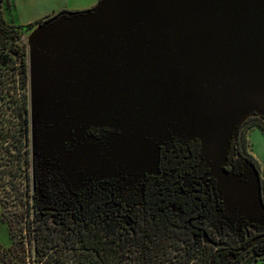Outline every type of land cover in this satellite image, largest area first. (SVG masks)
<instances>
[{
  "label": "water",
  "instance_id": "obj_1",
  "mask_svg": "<svg viewBox=\"0 0 264 264\" xmlns=\"http://www.w3.org/2000/svg\"><path fill=\"white\" fill-rule=\"evenodd\" d=\"M24 44L32 148L107 127L109 159L141 169L169 137L197 141L227 199L264 217L257 175L222 169L239 126L264 124V0H97L36 23Z\"/></svg>",
  "mask_w": 264,
  "mask_h": 264
},
{
  "label": "flooded vegetation",
  "instance_id": "obj_2",
  "mask_svg": "<svg viewBox=\"0 0 264 264\" xmlns=\"http://www.w3.org/2000/svg\"><path fill=\"white\" fill-rule=\"evenodd\" d=\"M22 118V144L14 154L18 166L13 177L22 187L30 221L63 225L79 212L87 214L92 209L114 212L123 227L158 221L186 226L191 238L210 235L205 229L210 226L219 235L238 239L236 245L229 246L236 255L252 251L264 239V217L246 212L227 199L197 141L169 137L157 145L154 165L134 169L109 159L118 134L111 128L71 130L56 151L46 153L42 143L36 149L31 147L27 99ZM241 126L230 142L222 169L246 184L256 174L261 193L258 169L237 152ZM93 160L102 165L100 170L91 167ZM0 177L2 182L9 177L6 166L0 169ZM260 199L263 204L261 194Z\"/></svg>",
  "mask_w": 264,
  "mask_h": 264
},
{
  "label": "trees",
  "instance_id": "obj_3",
  "mask_svg": "<svg viewBox=\"0 0 264 264\" xmlns=\"http://www.w3.org/2000/svg\"><path fill=\"white\" fill-rule=\"evenodd\" d=\"M14 30L17 29L5 23L0 12V65L6 66L10 64L11 59L17 60L18 81L22 86H26V48L17 41ZM7 92L6 89L0 93V98L7 97ZM8 99H11V105H7L8 102L3 100L2 103L5 102L6 107L4 106L0 111V120H3L0 121V148L5 159L10 156L9 148H13L10 156L12 158L20 150L24 121L22 110L26 100L25 97L21 101L15 99L14 95L9 96ZM5 111L10 114H5ZM6 117H9L10 123ZM236 148L243 158L251 161L258 169L256 161L245 152L240 139ZM14 161H16L14 165L16 169L18 166L16 155ZM10 174L13 176V173ZM31 223L33 224L29 226L32 231L37 232L38 239H27L25 244L32 242L33 264H56L58 261H64V264H187L192 259H195V264H237L244 254L236 255L233 253L234 250L229 248V242L225 243L220 239L215 241L214 237L207 233L191 238L186 226L158 221L153 225L142 223L138 227L131 225L123 227L112 211L103 213L91 209L87 214L79 212L73 217L72 222L63 225L41 224L36 220ZM19 245L22 247V242ZM41 248L42 254L45 255H38ZM58 248V257H53ZM48 249H55V252L46 254ZM63 249L66 252L61 255ZM167 249L177 253L165 255ZM252 250L258 255L264 254V239ZM15 260H19L18 264H26L24 256ZM0 264H14V262L11 263L7 258L0 257Z\"/></svg>",
  "mask_w": 264,
  "mask_h": 264
},
{
  "label": "rangeland",
  "instance_id": "obj_4",
  "mask_svg": "<svg viewBox=\"0 0 264 264\" xmlns=\"http://www.w3.org/2000/svg\"><path fill=\"white\" fill-rule=\"evenodd\" d=\"M97 0H1L0 11L2 17L8 24L13 26L17 41L20 44L25 45V38L30 29L38 22L44 20L46 17H50L60 12H73L87 9L94 5ZM90 4L89 7H87ZM32 26V27H31ZM19 57V56H18ZM17 57V58H18ZM16 62L11 59L10 64L3 66L0 65V93H3L7 89L8 96L3 99L0 98V111L4 106L11 105V99L9 96L14 95L15 99L20 101L25 97L27 99V85L22 86L18 81V74L16 72ZM7 98V99H6ZM3 100L5 101L4 103ZM18 100V101H19ZM10 101V104H9ZM19 103V102H18ZM5 114L7 111L4 112ZM9 119V117H6ZM3 121V120H0ZM7 121V120H4ZM10 123V119L8 120ZM264 124L259 117L255 116L248 118L246 122L240 128V141L243 144L246 153L248 151L253 155V159L258 165V175L261 181V197L264 201ZM10 149V156L12 155L13 148ZM4 153L0 148V169H4L3 165L9 168V174L13 173L14 165L16 161L14 158H3ZM5 159L4 162L2 158ZM6 179V175L3 177ZM0 177V257L7 258L11 263L18 264L15 260L17 257L24 256L26 264H33L31 262L34 256L32 242L25 244V240L38 239L37 232L32 231L30 226V213L25 209V201L22 197L17 177H13L11 174L5 182H2ZM33 222V220H32ZM211 237L213 236L215 241L220 239L222 242H229L232 245H236L238 240L230 234L228 237L219 235L218 231L209 227H205ZM22 242L23 246L20 247L19 243ZM50 241L48 242V244ZM214 249V247H213ZM59 248L56 249V254L53 257H58ZM43 249H40L38 255L42 254ZM54 253L55 249H48L46 254ZM62 253L65 254L66 250L63 249ZM176 251L167 249L165 255L168 256L175 254ZM127 253V252H126ZM177 253V252H176ZM195 259L190 260L187 264H195ZM39 264V263H36ZM55 264V263H53ZM56 264H64V261H58ZM237 264H264V254H256L254 250L246 252L241 256V259Z\"/></svg>",
  "mask_w": 264,
  "mask_h": 264
},
{
  "label": "crops",
  "instance_id": "obj_5",
  "mask_svg": "<svg viewBox=\"0 0 264 264\" xmlns=\"http://www.w3.org/2000/svg\"><path fill=\"white\" fill-rule=\"evenodd\" d=\"M90 6V4L87 6V7H89ZM1 10V9H0ZM1 12V11H0ZM1 15H2V13H1ZM3 18V17H2ZM4 20V19H3ZM4 22H5V20H4ZM5 23H7V22H5ZM8 24V23H7ZM8 25H11V24H8ZM12 26V25H11ZM248 153L250 154V152L248 151ZM252 157H253V155L252 154H250ZM254 158V157H253Z\"/></svg>",
  "mask_w": 264,
  "mask_h": 264
}]
</instances>
